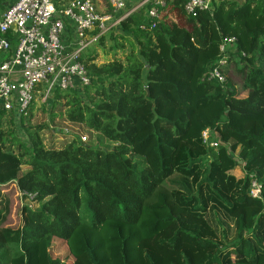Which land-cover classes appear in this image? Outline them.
I'll use <instances>...</instances> for the list:
<instances>
[{"label":"trees","instance_id":"1","mask_svg":"<svg viewBox=\"0 0 264 264\" xmlns=\"http://www.w3.org/2000/svg\"><path fill=\"white\" fill-rule=\"evenodd\" d=\"M187 1L164 0L151 21L130 15L82 54L89 85L54 92L51 120L84 129L85 141L54 128L63 142L47 145L49 127L32 124L31 111L16 123L0 107V264H23L35 249L45 264H111L120 243L124 264H264V0H213L195 17ZM230 38L224 82L208 81ZM163 46L181 70L174 55L194 54L179 84L149 72ZM9 184L22 200L15 231L3 229Z\"/></svg>","mask_w":264,"mask_h":264},{"label":"built area","instance_id":"2","mask_svg":"<svg viewBox=\"0 0 264 264\" xmlns=\"http://www.w3.org/2000/svg\"><path fill=\"white\" fill-rule=\"evenodd\" d=\"M94 1L72 0L57 8L59 0H15L0 14V107L11 112L16 123L36 98L46 103L57 90L88 86L82 54L99 37L116 32L136 9L129 0H99L110 7L106 12ZM163 1L141 2L151 4L146 17L149 21L156 18V7ZM212 2L188 0L184 11L195 17L209 10ZM147 25L142 24L141 30ZM234 44V38L220 44V57L217 66L208 71V81L224 82L222 68L230 60ZM201 138L208 148H216L220 142L218 134L210 130L203 131ZM249 195L256 199L261 195L255 180L250 182Z\"/></svg>","mask_w":264,"mask_h":264},{"label":"rangeland","instance_id":"3","mask_svg":"<svg viewBox=\"0 0 264 264\" xmlns=\"http://www.w3.org/2000/svg\"><path fill=\"white\" fill-rule=\"evenodd\" d=\"M4 1L10 2L11 0H4ZM143 1L144 0H129V3L131 8H136L134 11L135 14H139V16H141L143 20L146 21L148 9L145 3L141 4V2ZM94 3L97 6V8L98 7L104 8L103 1L100 2L99 0H95ZM117 33L118 32H113V35ZM105 45L108 47L111 45V42L108 39H106ZM193 56L194 54L192 52H188L186 55L180 53H176L174 55V59L179 64H181V66H183V70H181L178 65L173 64L167 59L166 48L163 46L159 52L151 56L149 72L150 73L154 72L158 74L157 79L159 81L170 82L171 80L173 82L178 83L179 81L177 77H181L182 75L186 74V72H188L189 67H191L190 64ZM106 60L107 57L106 58L101 57L98 62L99 64H101L104 63ZM228 76L233 82V84H235L237 90H239L238 84L240 83V75L237 74V72L234 73L233 71ZM28 109H29L28 111H31L32 114L30 120L32 124H46L49 127L48 128L49 131L43 132L45 144L50 145L51 142H54L55 147H59L60 144L63 142L64 138L62 139L59 133L53 132L52 129L54 128L56 130H63V131L67 130L71 134H77L81 136L83 141H85L87 134L84 131V129L70 127L58 118H54L53 120H51L50 118L51 114L58 115V111L54 108H51V101L44 103L41 99L36 98ZM20 137H22L23 140H25L24 135L22 136L21 134ZM233 175L236 178L240 176L243 177V172L238 167L233 171ZM3 189L4 192L7 193L9 199V213L6 218V221L3 224V229L8 231H15L18 229L21 223L22 200L20 199V196L17 193L16 189L11 188L10 184L5 186ZM150 203L153 204L155 202L152 200ZM121 234L118 233L117 235L121 237ZM127 235H128L127 233L123 232V236H124L123 238L126 239ZM120 244L121 246L119 247V249L116 250L111 256H109V254L107 255V258L110 260L111 264H124L130 262L127 245L124 243H120ZM104 258L106 259V254ZM23 264H45L43 253L42 252L40 253L39 250L37 249H35L34 251H29L26 256V260L24 261Z\"/></svg>","mask_w":264,"mask_h":264},{"label":"crops","instance_id":"4","mask_svg":"<svg viewBox=\"0 0 264 264\" xmlns=\"http://www.w3.org/2000/svg\"><path fill=\"white\" fill-rule=\"evenodd\" d=\"M15 0H11L10 2H6V1H4V0H0V14L9 6V5H11L13 2H14ZM238 178H242L241 176L240 177H238ZM10 187L11 188H14V189H16V186H15V184H10ZM16 191H17V189H16ZM18 193V192H17Z\"/></svg>","mask_w":264,"mask_h":264},{"label":"water","instance_id":"5","mask_svg":"<svg viewBox=\"0 0 264 264\" xmlns=\"http://www.w3.org/2000/svg\"><path fill=\"white\" fill-rule=\"evenodd\" d=\"M238 164L241 165L242 163L239 161Z\"/></svg>","mask_w":264,"mask_h":264}]
</instances>
